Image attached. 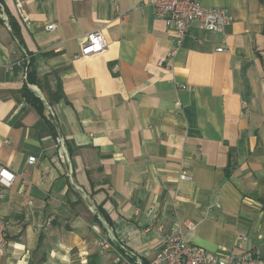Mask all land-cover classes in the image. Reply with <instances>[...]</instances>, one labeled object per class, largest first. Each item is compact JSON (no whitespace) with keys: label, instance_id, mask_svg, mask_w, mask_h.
I'll list each match as a JSON object with an SVG mask.
<instances>
[{"label":"crops","instance_id":"1","mask_svg":"<svg viewBox=\"0 0 264 264\" xmlns=\"http://www.w3.org/2000/svg\"><path fill=\"white\" fill-rule=\"evenodd\" d=\"M0 2V162L18 175L0 200V264H118L126 251L149 262L160 226L264 263V0H204L234 23L224 35L194 25L173 71L159 66L172 38L157 0ZM96 31L106 51L76 59ZM32 68L29 88L53 107L55 132L23 95Z\"/></svg>","mask_w":264,"mask_h":264},{"label":"built area","instance_id":"2","mask_svg":"<svg viewBox=\"0 0 264 264\" xmlns=\"http://www.w3.org/2000/svg\"><path fill=\"white\" fill-rule=\"evenodd\" d=\"M18 5L21 6L19 0ZM5 9L0 2V18L5 17ZM155 15L164 20L172 38V46L168 51L166 58L159 62V66L173 71L174 63L183 48L184 41L191 32L194 25H197L200 30L210 33L225 34L227 27L234 23V16L227 9L209 8L204 5V0H157L155 4ZM128 14H122L120 19L125 22ZM49 31L57 29L56 24H51L47 28ZM107 49V41L101 31L91 32L86 35L85 44L82 47L80 54L75 58H91L104 53ZM218 52H224L223 47L217 49ZM182 90H186L187 86H180ZM45 109L48 114V119L55 125V112L53 107L47 102ZM56 148L58 150V159L63 164L70 165L69 152L66 147L65 139L61 135L56 136ZM35 158H30L28 163L35 162ZM70 172L72 169L70 168ZM28 172L21 174L22 179L26 184L29 183ZM18 175L14 173L8 166L0 162V200L4 198L5 193L10 189ZM180 178L182 180H192L186 173L182 172ZM150 217L151 227L155 226L154 216L155 208L151 207L148 213ZM51 223L48 222V225ZM8 221L0 216V256L9 245L8 241ZM187 227L190 230H195L196 226L193 223L187 222ZM161 235V244L158 255L155 259L146 262L136 253L126 251V254L118 253L116 261L118 264H264L258 257L256 251H244L240 254L230 253L227 256L211 254L205 249L189 242L182 232L177 234H165L160 226L157 229ZM246 241L245 238L242 239ZM101 251L104 252L110 249L108 240H101L99 243Z\"/></svg>","mask_w":264,"mask_h":264},{"label":"trees","instance_id":"3","mask_svg":"<svg viewBox=\"0 0 264 264\" xmlns=\"http://www.w3.org/2000/svg\"><path fill=\"white\" fill-rule=\"evenodd\" d=\"M14 26V23H13ZM15 28V27H14ZM38 82V78L37 75L34 71V69L32 68V70L29 72L28 74V84L26 85V87L23 90V95L24 97L27 99V101L36 108V110L42 115L44 116V111H45V103L44 101L39 98L30 88L29 85L30 84H36ZM57 96H62V93L58 92ZM54 132L56 131V127L55 125L51 124ZM88 264H99V259L97 256H94Z\"/></svg>","mask_w":264,"mask_h":264}]
</instances>
